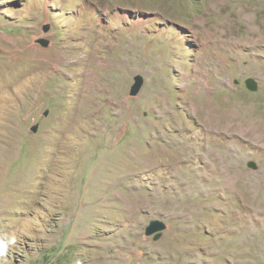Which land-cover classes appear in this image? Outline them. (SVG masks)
Masks as SVG:
<instances>
[{
	"label": "rangeland",
	"instance_id": "374dc122",
	"mask_svg": "<svg viewBox=\"0 0 264 264\" xmlns=\"http://www.w3.org/2000/svg\"><path fill=\"white\" fill-rule=\"evenodd\" d=\"M263 138L264 0H0V264H264Z\"/></svg>",
	"mask_w": 264,
	"mask_h": 264
},
{
	"label": "water",
	"instance_id": "95a60500",
	"mask_svg": "<svg viewBox=\"0 0 264 264\" xmlns=\"http://www.w3.org/2000/svg\"><path fill=\"white\" fill-rule=\"evenodd\" d=\"M40 41L44 44V46L49 45L48 40L41 39ZM143 83H144L143 77L137 76L136 83L134 84L131 90V95H134V96L137 95L140 92L143 86ZM246 85L252 91H256L258 89V82L253 77H250L246 80ZM48 114H49V111L44 112V115H48ZM38 129H39L38 125H34L31 127L32 132H37ZM166 227L167 225L163 220L161 219L152 220L150 224L146 227V234L148 236L154 235L155 238L158 239L161 236V232L165 230Z\"/></svg>",
	"mask_w": 264,
	"mask_h": 264
},
{
	"label": "bare ground",
	"instance_id": "6f19581e",
	"mask_svg": "<svg viewBox=\"0 0 264 264\" xmlns=\"http://www.w3.org/2000/svg\"><path fill=\"white\" fill-rule=\"evenodd\" d=\"M62 63H63V62H62ZM234 128H235V127H234ZM247 130H248V129H247ZM247 130H246V131H247ZM254 132H255V131H254ZM251 133H252V130L249 131L248 135L251 134ZM246 135H247V133H246ZM252 135H254V134H252ZM259 139H260V138H259ZM263 139H264V138H263ZM257 140H258V139H257ZM136 155H137V154H136ZM136 155H135V156H136ZM154 155H155V154H154ZM137 156H138V155H137ZM228 178H229V177H228Z\"/></svg>",
	"mask_w": 264,
	"mask_h": 264
}]
</instances>
